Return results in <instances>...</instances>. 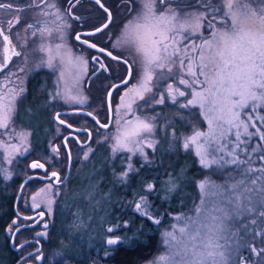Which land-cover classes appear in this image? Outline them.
<instances>
[{
    "label": "trees",
    "instance_id": "obj_1",
    "mask_svg": "<svg viewBox=\"0 0 264 264\" xmlns=\"http://www.w3.org/2000/svg\"><path fill=\"white\" fill-rule=\"evenodd\" d=\"M129 12L124 9L120 23L115 27L121 25ZM113 21L114 18L105 31L112 29ZM94 26V22L90 23V27ZM117 68H121V71L108 65L109 74L105 78H102L103 73L92 74L91 77L93 81L106 82L104 85L108 86L107 81L116 83L126 74L125 65L118 63ZM121 87L124 85L116 88L114 93ZM100 89L95 103L86 109L101 123H106L105 95H101L103 90ZM114 93L111 103L115 99ZM45 100V96L37 95L21 103L19 114L23 113L25 127L31 132V151L7 166L8 179L0 170V264H16L20 257L37 247L36 243L27 242L15 251L9 244L13 229L26 222L16 217L14 201L20 183L34 172L29 162L43 163V170L47 173L64 174L66 171L65 148L62 141L54 139V136L57 128L62 133L68 129L50 119L53 105L46 107ZM166 104L164 111L172 112L167 121L162 108L156 111L157 115H161V119L157 118V124L161 120L166 124L163 130L165 140L172 134L171 143L178 144L181 135L188 134L190 137L196 131H209L198 107L179 109ZM240 112L236 122L239 126L225 125L223 137L217 133L206 165L201 164L194 145L187 150L177 147L167 152L159 149L161 144H158L150 155L134 159L133 163L128 156H113L105 149L91 154L87 160L83 149L96 143L99 132L109 128H99L87 116L65 115L63 118L70 125L88 129L92 134L91 140L85 146L67 140L72 157L70 172L63 184L52 185L58 194L51 218L49 214L50 219L43 220L48 226L23 228L14 238L15 246L38 240L42 249L19 264H44L46 259H50V264H141L156 252L160 233L170 222L169 215L184 214L201 205H215L213 214L222 218L223 231L219 243H227L226 239L232 235L249 236L252 229L258 233L262 250L256 255L249 252L248 256L250 264H264V216L261 215L264 212V106L253 108L250 103ZM78 135L79 142H83L82 138L87 136L86 133ZM164 136L159 135V141H163ZM204 139L202 137L200 143ZM101 145L95 144L98 147ZM53 149L58 151L54 152ZM213 160L215 163H211ZM253 179L257 180L255 185L252 184ZM43 182L50 181L32 179L25 184L22 192ZM201 184L205 185L203 191ZM139 197L145 198L148 216L134 208ZM156 220L159 223H155ZM112 236H120L122 241L115 245L107 244ZM230 252L232 254L233 251ZM239 254L238 251L236 256Z\"/></svg>",
    "mask_w": 264,
    "mask_h": 264
},
{
    "label": "snow or ice",
    "instance_id": "obj_2",
    "mask_svg": "<svg viewBox=\"0 0 264 264\" xmlns=\"http://www.w3.org/2000/svg\"><path fill=\"white\" fill-rule=\"evenodd\" d=\"M199 2L200 0H196V3ZM69 3L71 4V0ZM96 3L104 8L105 12L108 11L101 0H96ZM44 4L45 7H41V0H28L29 9L37 11L40 17L51 16L52 19L43 20V26L38 28L35 24H28L27 27L34 29L32 35L36 36L38 33L42 41L47 38L53 41L58 38L61 41L51 45L41 43L38 49L46 56V60H42L41 63L59 71L57 92L53 98L63 99L66 103H83L80 83L87 73L88 62L82 56L74 55L72 49L63 42V29L66 25L56 23V20L60 19L56 0H44ZM157 4L165 7L157 8ZM167 5L168 0H142V10L125 25L118 41L126 45L133 54L134 63L140 66L141 72L137 79L133 65L130 64L127 69L128 77L137 79V83L128 87L121 97V104L115 109L117 119L116 133L112 137L115 141L112 152L122 150L143 156L141 138L145 133L153 131V125L133 114V104L137 99L145 100V94L152 91L154 77L159 78L167 72L170 78L174 80L178 78L179 84L184 85L185 89H191L187 104L181 106L198 107L200 115L207 121L209 128L207 133L196 131L184 143L186 150L194 145L196 155L201 158V164L206 165L209 163L210 148L217 133L223 137L225 125L239 126L236 122L240 118V110L247 108L250 103L253 108L264 106V0H222L219 7L213 10L214 13L219 11L222 14L219 17L213 14L206 25L203 23L206 17L199 10L180 12L177 8ZM205 7L213 6L206 4ZM46 9L57 10L50 12ZM0 10L13 11L14 6L0 2ZM15 23H20L19 16L15 17ZM8 26L14 27L13 20L8 21ZM107 27L105 24L104 28ZM201 27L210 30L209 37L201 36L199 32ZM102 30L96 29L97 32ZM54 33L59 35L55 36ZM92 34L94 33H88ZM193 36L200 42L186 45L184 42ZM0 37L3 39L4 52L0 71H3L11 58L20 56L21 53L11 46L10 35L4 30H0ZM75 39L80 43H87L80 35H76ZM88 47L96 46L88 43ZM189 47L196 53L195 56L189 55L187 51L182 53V49ZM112 58L117 59L115 56ZM124 63L128 61L125 60ZM123 83L128 85L129 80L126 79ZM168 87L172 89V85ZM23 91L22 87H14L8 90L9 94L0 95V130L10 128L17 97ZM109 95L111 96V93ZM179 95L185 96L186 93L179 91ZM159 102H163V97ZM109 111L111 113L112 109ZM129 115L133 118L125 119ZM59 122L64 123L62 120ZM100 127L107 128L108 125L100 124ZM202 137L205 139L200 143ZM20 139L23 143L27 137L21 133ZM148 146L154 147L151 144ZM10 147L18 151L16 145ZM8 162L11 163V160ZM31 167L42 169L45 165L34 162ZM4 175L5 179L9 178L7 170H4ZM51 175L59 180L56 172ZM256 183L257 180L253 179L252 184ZM51 187L49 184L42 188L33 196V201L35 202L37 197H43L50 204ZM200 188L203 191L205 185L201 184ZM141 206L136 205L137 209ZM201 214L202 210L197 209L196 217L184 218L185 222L180 226L171 225L172 231L165 233L164 244L167 245V252L159 256L154 264H225L226 257L223 251L225 245L219 243L222 239L220 233L223 231L222 218L208 214L207 219L200 220ZM261 215L264 216V212ZM148 218L152 219L151 216ZM174 219L181 220V217L177 216ZM154 222L159 223L158 220ZM108 231L111 232L112 229L109 228ZM107 244L115 245L117 240L108 239Z\"/></svg>",
    "mask_w": 264,
    "mask_h": 264
},
{
    "label": "rangeland",
    "instance_id": "obj_3",
    "mask_svg": "<svg viewBox=\"0 0 264 264\" xmlns=\"http://www.w3.org/2000/svg\"><path fill=\"white\" fill-rule=\"evenodd\" d=\"M141 1L142 0H139L138 2L136 1L133 3L130 1H128V2L124 1L123 2V14H124V9L130 11L128 13V15H126L128 17L121 23V25L119 27H115V25L120 23L119 19L121 16L120 17H118V16L114 17V21H113L114 25H113L112 29L107 32V34L109 35V33L111 31L112 36L114 37L112 40V47H113L112 49L117 54H119L121 57H125L128 59L129 65L132 64L134 67L135 75H136L137 79L139 78L141 68L138 64L134 63L133 54L130 52V50L127 48V46L123 45L121 43H118V41H120V38H121L122 33L124 31L125 25H127L129 23V21H131L137 15L138 11L142 10V3H140ZM221 3H222V0H200L199 4L196 3V1H191L190 3L187 2L186 6H187V9L189 10V12H194L196 10H199L201 13H203L206 17V19L204 20L203 23L206 25L209 22V20L211 19V16L213 14H215L217 17H219L222 14L219 11H216L215 13L213 12V10L215 8L219 7V5ZM206 4H212L213 7L207 8V7H205ZM156 7L157 8H164L163 5H159V4H157ZM225 19H227V18H225ZM28 24H35L36 27L38 28V27L43 26V21H40V19H33L32 21L28 22ZM26 28H27V30H25L22 26V29H21V31L23 33L22 34V42H24L30 38L31 44H29L28 46L26 45L25 47H23L22 45L18 46L19 48L22 49V55L19 58H17V60L13 63V70L11 73V77L8 76L6 79H4L2 77L3 72L0 71V95L9 94L8 90L10 88L19 87V85L24 80L23 79L20 81H17V80L13 81V79H12L13 77L15 79H18V77H20V79H22L21 76H23V77L27 76L28 77V75L30 74L31 68L35 69L36 67H42L43 73L46 74L45 76H47V78L50 80L49 82L47 81V84H48L47 85V91L45 93L42 92V96H45L47 99V100H45L46 101V107L49 108V107H51L50 105H53V108H52L51 114H50L51 115L50 119L53 118V112L57 109H73V108H84V109H86V108H89L90 106H92V104L95 103L94 99L96 97L97 91L101 90L100 88H102V90H103V92L101 91L102 92L101 95L104 94L106 96L107 90L110 88V86L112 84H114V81H111V82L107 81L108 86L104 85V84H106V82L103 84L101 81H97V82H95V80L93 81L91 76H92L93 72L96 70V68L93 67L94 65H92L91 62H88L87 57L86 58L83 57L88 62L87 73L83 76L81 83H80V94L82 95L84 102L83 103H66L63 99H60V98L54 99L53 97H55V94L57 92V82H58V77H59V71H55L53 69H50L46 66V64L41 63L42 60H46V56L44 55V53L39 52L38 49H39V46L41 43L51 45L52 43H56V42H54L51 38H47V39L42 41L40 39L38 33L36 36L32 35V32L34 29H30L28 27H26ZM199 32H200L201 36H203V37H209L210 36V30L207 27H201L199 29ZM24 33H26V35H27L26 39H25V37H23ZM19 41H20V39H19ZM57 42L59 43L61 41L58 40ZM199 42L200 41L195 36H193V37H190L188 40H186L184 43L186 45H191L193 43H199ZM184 51H187L189 53V55H192V56L196 55V53L192 52V49L190 47L186 48V49H182V53ZM72 52L74 55H76L73 50H72ZM32 58H35V59L37 58L38 61H40V62L37 65H34L33 63L35 61L32 60ZM32 61H34V62H32ZM26 62H27V65L25 66V68L28 66V64H29L28 67H30V68H26V70H25L22 65H23V63H26ZM94 68H95V70H94ZM118 70L121 71V68H118ZM25 73H26V75H25ZM126 73H127V71H126ZM20 74H21V76H19ZM5 75H7V74H5ZM125 75H124V77H125ZM137 79H129L128 85L124 84V87H121V89H119L118 92L114 93L113 97H115V99H114L113 103H111V105H112L111 125L108 127L109 129H107L106 131L99 132L97 141H95L96 143L92 144L90 147H88L86 149H83V154L85 155V153H87V160L90 159L91 154L93 155L97 152L99 153L102 149L103 150L105 149L107 151V153H109L110 155H113V156H115L117 154L118 155L124 154L128 157H131L130 160L132 161L131 163H133L134 159L137 160V159H140V157L145 158V157H147L148 154L150 155L153 152L156 145H158V144H161L158 147L159 149L162 148L164 151H167V152H169L172 148H177V147L179 149L181 147H182V149L184 148V143L188 139L189 135L188 134L185 136L181 135V140L178 142V144L175 142L171 143L172 134L169 135V138H168L169 140L168 139L165 140L163 130L166 128V126H164L166 124H165V122L161 123L162 120L159 124H157V118L161 119V115H157L156 111H159V109H161V108L164 111L163 108L165 107L164 106L165 103H167L166 105L176 106L179 109L185 108V107H182L181 105L187 104V100L190 98L189 94L191 92V89H185L184 85L179 84L178 78L174 80V79L170 78V76L167 72H165L162 75H160L159 78L154 77L153 84H152V91L150 93L145 94V100L137 99L136 102L133 104V114L135 116L139 117L140 119H142L148 123H151L153 125V131L151 133H145L143 135V137L141 138L143 141V143L141 144V147L143 148V153H144L143 156H141L139 153L133 154L131 152H126V151H122V150L118 151L116 153L112 152V145L115 143V141L112 139V137L116 133L115 120L117 119V117L115 116V109L121 104V97L124 96L125 92L128 90V87H130L132 84L137 83ZM200 79H203V77H200ZM10 80H12V81H10ZM169 85H172V89H169V87H168ZM41 86L40 85L38 86L37 94L42 91ZM177 89H179V91H185L186 95L180 96L179 91H177ZM32 92L34 93L33 90H32ZM23 94H25V93L23 92L19 97H17L16 107H15V111L12 115L10 128L8 130H0V170H3V171L6 170L7 166L11 165V163L16 158L22 157L31 151V132L25 127L26 123L23 121L24 120L23 118H25V116L23 117L22 112H21L22 114H19L20 108L18 107V102L20 103L22 101V99H24ZM35 95H34V97H35ZM162 97H163V102L160 103L159 101L161 100ZM111 102H112V99H111ZM166 113H167V115H166ZM18 114H19L20 120L18 119V116H17ZM171 115H172V112H170V110H168L167 112L164 111L163 117H164V119H166L165 121H167L168 117H170ZM132 118H133L132 115L125 117V119H132ZM159 128H160V130H158ZM21 133L25 134L27 137L26 141H24L23 143H21V139H20ZM65 133H62V131L59 128H57V132H56V135L54 136V139L58 140L59 142L62 141V138L66 135ZM161 134H163V136H164L163 141H159V139H158L159 135H161ZM85 138L87 139V136L82 138L83 142L86 141ZM83 142H81V143H83ZM97 143H101L102 145L100 147L95 146V144H97ZM150 144L154 145V147H149L148 145H150ZM11 145H16L18 148V151L16 149H13L12 147H10ZM25 149H27V150L25 151ZM79 153H81V151H79ZM9 159L11 160V163L8 162ZM63 175H65V173L61 174L62 177H64ZM49 184L54 186L53 181L52 182L50 181L49 183L43 182L38 187H35L32 189L29 188V189L25 190L24 192H22L20 195L18 205H17L18 206V208H17L18 212H22V210H26L27 213L44 211L45 216H46L44 221H47L48 219H50L52 211H53L54 201L56 199V195L58 194L57 191L54 188L52 189V187H51V190L49 192V197L51 199L50 204L48 203V200L44 199L43 197H37V200L35 202L32 199L33 196L37 192H39L42 188H46ZM34 204H38L39 206L38 207L34 206ZM137 204L142 205L140 209H137V207H136ZM213 206H215V205H201V207L198 206L197 209L202 210V214L199 217V219L205 220V219H207L208 214H213V212L215 210V208ZM134 208H135V210H138L141 214L148 216L146 213L145 198L139 197L135 202ZM197 209L190 210L189 212L184 213V214L169 215L170 222L165 227V229L162 230L160 233L158 248H157L156 252L154 254H152L147 260L142 262L141 264H154V262L158 261L159 256L166 254L167 245L164 244L165 233L168 231H172V228H171L172 224H176L177 226H180L185 222L184 218L190 217V216L196 217ZM222 209H224V208H222ZM49 214H50V218H49ZM213 215H216V214H213ZM177 216L181 217V220H175L174 218ZM220 216H221V214H220ZM15 224H17V223H15ZM121 226H123V224H121ZM257 227H259V226H257ZM11 228H10V230H11ZM253 231H254L253 229L249 230V234L252 232V234L249 236L242 235V234L240 236L239 235H236V236L232 235L231 237H229V239H226L227 243H222V242L220 243V244L225 245V248L223 249V251L225 252V257H226L225 264H250V258L248 256L249 252H251V255H256L257 253H259L262 250L261 246H260L261 245L260 242H262V240L260 239L258 233H254ZM42 236L46 238V235L43 234ZM109 239H116L117 242L122 241V238L120 236H114V237L112 236ZM263 242H264V239H263ZM240 245H242V246H240ZM229 250L233 251L232 254ZM253 250H255V251H253ZM238 251L240 254H239V256H236L238 254ZM229 252H230V255H228ZM50 262H51L50 259H46L44 264H50Z\"/></svg>",
    "mask_w": 264,
    "mask_h": 264
},
{
    "label": "flooded vegetation",
    "instance_id": "obj_4",
    "mask_svg": "<svg viewBox=\"0 0 264 264\" xmlns=\"http://www.w3.org/2000/svg\"><path fill=\"white\" fill-rule=\"evenodd\" d=\"M124 1L125 2L130 1L133 3L136 1L138 2L139 0H101V3L110 12V16H111L110 23L112 22V19L114 17H117V16L120 17L123 15V2ZM191 1H196V0H168L167 6H170L172 8H177L180 12H189L186 5H187V2L190 3ZM0 2L10 3L14 6L13 11L0 10V30H4L6 32V34L10 35L11 46L15 47L16 51L20 52L22 55V49L19 48L18 46L22 45L23 47H25L26 45L28 46L29 44H31L30 38L27 39L26 41L22 42V34H23L21 31L22 26L25 30H27L26 27L28 25V22L32 21L33 19H40V21H43L45 19L50 20V19H52V17L51 16L40 17L38 15L37 11L31 10L28 8V0H0ZM56 3H57V9H59V15H60V19H57L56 23L66 25V27H64V29H63V36H64L63 42L69 48L72 47L71 49L74 51V53L76 55L88 58V62H91V64L94 65L93 67L96 68V70L94 68L95 71L93 72V75H95L97 73L98 74L103 73L104 75L102 76V78H105L104 76L109 74L108 70H107L108 65H110L111 67H115L117 70H118V68H117L118 63H122L123 65H125L123 62H121L119 60L110 58L107 55H105V54H103L97 50H93V49H90V48L84 46L82 43H80L79 41H77L75 39L76 35H80L82 40L90 41V42L94 43L95 45H97L98 47L108 50L114 56L128 61L127 58L121 57L119 54H117L112 49L113 48L112 47V40L114 37L112 36L111 31H110L109 35L107 34V31H105L106 28L104 30L98 32L97 34H94V35L83 34L86 31L96 29L97 27L102 25L107 19V12H105L104 8H101L100 5H98L96 3V0H71V4L69 3V0H56ZM140 3H142V1ZM163 6L165 7V5H163ZM41 7H45L44 0H41ZM16 9H27V10L18 11ZM57 9H46V10L52 12V11H56ZM17 16L20 17V23H15V17H17ZM98 19L100 20L99 23H97ZM9 20H13L14 27L9 28V26H8ZM92 22H94V24H95L94 27H90V23H92ZM110 23H109V25H110ZM52 26L55 27V25H52ZM54 35L58 36L59 34L54 33ZM26 36H27L26 33H24L23 37H25V39H26ZM19 39H20V41H19ZM58 40L59 39L57 38L56 40H54V42L58 43L57 42ZM3 54H4V52H3V39H2V37H0V64L3 63ZM20 56H13L11 58V60L8 62L7 67L3 68V71H1V72H3L2 77L4 79H6L8 76L11 77V73L13 70V63ZM32 60L35 61V62L32 61V62H34L33 63L34 65H37L40 62V61H38L37 58L36 59L32 58ZM26 65H27V62L23 63V65H22L25 70H26V68H30V67H28L29 64L25 68ZM5 74H7V75H5ZM25 75H26V73H25ZM45 75L46 74L43 73L42 67H36L35 69H32V68L30 69V74L28 75V77L27 76L23 77L20 74L19 76H21L22 79H20V77H18V79H15L13 77L12 79H13V81L14 80L20 81V80L24 79L23 82L19 85V87H22L24 89L23 92L25 94H23V97L26 100L27 98H31L35 94L38 96L39 95L42 96V92L45 93L47 91V85H48L47 81L49 82L50 80ZM10 81H12V80H10ZM39 85L40 86L42 85L41 86L42 91L37 94V90H38ZM32 90L34 91V93L32 92ZM114 91H113V93H114ZM113 93H112V95H113ZM36 95H35V97H37ZM24 99H22V101L20 103L18 102V107H20L21 103L25 101ZM63 110H66V109H57L53 112V115L55 112L63 111ZM65 115L66 114H60L59 117L62 120H64L63 117ZM78 128H84V127H78ZM69 132H70V130H68L65 134H67ZM80 133H84V132H80ZM76 136H77V138L71 137L68 139L74 140L76 142L80 141V137H79L78 133H76ZM36 170H40V169H35L32 174H39V175H43V176L50 174V173L45 172L44 170H41L40 172L39 171L37 172ZM59 175H60V178H59V181H60L61 179H63V177L61 176L60 173H59ZM38 180H40V179H38ZM41 181H51L52 182L53 179L41 180ZM58 185H61V184H58ZM19 213L22 215H31V214H34L35 212L34 213H27L26 210H22V212H19ZM17 218H19V217H17ZM44 219H45V217H44ZM43 220L40 221L39 223H37L36 225H43ZM24 221H26L25 223H32L34 221V219L24 220ZM25 223H23V224H25Z\"/></svg>",
    "mask_w": 264,
    "mask_h": 264
},
{
    "label": "water",
    "instance_id": "obj_5",
    "mask_svg": "<svg viewBox=\"0 0 264 264\" xmlns=\"http://www.w3.org/2000/svg\"><path fill=\"white\" fill-rule=\"evenodd\" d=\"M109 14H110V12H109V10H108V11H107V19H106V21H105L102 25H100L99 27H97V28H101V29L104 30V29H105V28H104V25H105V24L109 25V23H110V21H111V18L109 19ZM97 28H96V29H97ZM96 29H93V30H90V31H86V32H84L83 34H85V35H88V33H94V34H97L98 32L96 31ZM99 32H100V31H99ZM94 34H92V35H94ZM83 41H86V42H87V43H82V44H83L84 46H86V47H88V43H92V42L87 41V40H83ZM93 44H94V43H93ZM95 46H96L95 48H90V49H93V50L103 49V48L98 47L97 45H95ZM88 48H89V47H88ZM97 51H98V50H97ZM99 52H101V53L107 55V56L110 57V58H112V57L114 56L113 54L108 55V53H110V52H109L108 50H106V49H103V51H99ZM115 57H116V56H115ZM116 60H119V61H121V62H123V63H124V61H125L124 59H122V58H118V57H117ZM124 64H125V66H126V69H128V67H129V63H124ZM126 79H128V80L130 79V78L128 77V73H126L125 77H124L122 80H120V81H118V82L112 84V85L110 86V88L107 90V93H106V96H105L106 108H107V116H108V117H107V122H106V123H101L93 113H91L90 111H88L87 109H84V108L66 109V110H63V111H57V112L54 113V115H53L54 120H55L58 124H60V125H62V126H64V127H66L68 130H70V132L67 133V134L62 138V142H63L64 148H65V150H66V154H67V166H66L65 175H64L63 179H61V180L59 181V180H57L56 177H52L51 174H52L53 172L50 173V174L47 175V176H43V175H39V174H31V175H28L27 177H25V178L23 179V181L20 183L19 188H18V191H17V194H16V197H15V201H14V211H15V214H16L17 217H19V218H21V219H23V220H32V219H34V221H33L32 223H25V224H20V225L16 226V228H15V229L13 230V232L11 233L9 244H10V247H11L13 250H15V251L19 250V249H20L24 244H26L27 242H33V243H36L37 247H36L35 249H33L32 251H30V252L24 254L22 257H20V259L17 261L16 264H19V262L25 260L26 258H28V257H30V256H32V255H34V254H37V253L42 249V244H41L38 240H29V241L22 242V243H20L19 245H16V246L14 245V238H15V236H16V234H17V232H18L19 230H21V229H23V228H26V227H32V226H35L37 223H39L40 221H42V220L44 219V217H45V213H44V211H38V212H35L34 214H31V215H22V214H20V213L18 212L17 205H18L19 198H20V195H21V193H22V191H23V188H24L25 184H26L28 181L32 180V179H40V180H51V179H53V183H54V185L62 184L63 182H65V181L67 180L68 176H69L70 166H71V161H72L71 152H70L69 146H68V144H67V139H68V138H71V137L77 138L76 133H80V132H84V133L87 134V139H86L85 142L81 143V142L78 141V143H79L80 146H85V145H87V144L89 143L90 139H91V135H92V134H91V132H90L88 129H86V128H78V127H74V126L70 125L69 123H67L66 121L62 120L60 117H59V119H57V113H59V115H60V114H66V115H74V114H77V115L87 116V117L91 118V119L96 123V125H97L99 128H101V127H100V124H107L108 127H109V126L111 125V121H112V112L110 113V111H109L110 108L112 109V105H111L112 93H113V91H114L117 87L124 85L123 81L126 80ZM109 93H111V96L109 95ZM61 120L64 121L63 124L59 122V121H61ZM98 122H99V123H98ZM108 127H107V128H108ZM107 128H101V129H107ZM34 162H35V163H41V162H38V161H30V162H29V166L31 167V165H32ZM42 164H43V163H42ZM31 169H32V170H35V169L43 170L44 168H42V169H41V168H35V169H34V168L31 167ZM56 173H57V172H56ZM57 174H58V177L60 178L59 173H57ZM43 226H44V227H47V226H48V223H47V222H43Z\"/></svg>",
    "mask_w": 264,
    "mask_h": 264
}]
</instances>
